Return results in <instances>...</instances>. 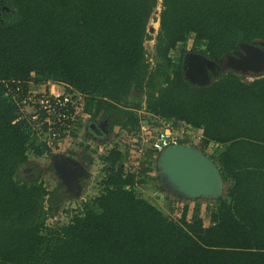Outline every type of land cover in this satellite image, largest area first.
<instances>
[{
    "label": "trees",
    "instance_id": "trees-1",
    "mask_svg": "<svg viewBox=\"0 0 264 264\" xmlns=\"http://www.w3.org/2000/svg\"><path fill=\"white\" fill-rule=\"evenodd\" d=\"M157 4L0 0V264H264V76L245 81L229 70L202 86L184 69L188 51L217 60L241 42H264V0H162L149 54ZM48 81L83 93L90 119L106 120L114 137L137 132L143 108L202 128L203 147L219 144L210 156L223 194L203 213V198L168 192L153 151L135 167L131 144L118 139L101 156L99 194L68 223L48 225L50 190L18 173L28 163L38 171L31 154L52 155L45 112L33 119L35 106L23 102ZM144 189L163 194L168 211Z\"/></svg>",
    "mask_w": 264,
    "mask_h": 264
},
{
    "label": "built area",
    "instance_id": "built-area-1",
    "mask_svg": "<svg viewBox=\"0 0 264 264\" xmlns=\"http://www.w3.org/2000/svg\"><path fill=\"white\" fill-rule=\"evenodd\" d=\"M50 83L51 81H48L43 84L41 90H30L27 94L28 98L24 99L23 102L26 104L31 102L35 106L33 119L39 117V111L45 112L44 121L48 123V127L43 140L52 152L61 149L68 150L74 143L82 142L81 129L83 126H80V124L84 125L90 117V113L86 109L83 93L76 90L57 92ZM124 132L128 134L127 143L132 146L130 156L134 159L142 158L146 151L150 150L154 152L155 164L159 154L170 145L191 144L202 149L208 155L215 152L219 146L215 143H211L206 147L202 146L204 138L202 128L183 121L176 123L174 119L165 116L150 114L145 108L140 110L138 131L128 132L124 130ZM120 136L114 137L116 141L123 139ZM103 145L104 147L109 145L107 149L113 147L112 142L109 140L104 142ZM85 146L95 149L91 144ZM99 148L103 149L102 146ZM138 163L139 159L135 162V167L138 166ZM159 195L163 198V194L159 193Z\"/></svg>",
    "mask_w": 264,
    "mask_h": 264
},
{
    "label": "water",
    "instance_id": "water-1",
    "mask_svg": "<svg viewBox=\"0 0 264 264\" xmlns=\"http://www.w3.org/2000/svg\"><path fill=\"white\" fill-rule=\"evenodd\" d=\"M154 29L150 26L149 30ZM238 47L237 54L228 55V62L222 67L224 70L230 68L235 73H259L264 70L263 48L247 42L239 43ZM215 65L216 62L204 54L188 52L184 57L185 77L194 84L210 85L212 78L209 70L213 71ZM157 168L168 192L179 198L211 199L220 197L224 192L225 182L217 162L191 144L166 147L159 154Z\"/></svg>",
    "mask_w": 264,
    "mask_h": 264
},
{
    "label": "rangeland",
    "instance_id": "rangeland-1",
    "mask_svg": "<svg viewBox=\"0 0 264 264\" xmlns=\"http://www.w3.org/2000/svg\"><path fill=\"white\" fill-rule=\"evenodd\" d=\"M161 5H162V0H158V4H157L156 8L159 7V10H160ZM156 8H155V10H156ZM154 13H155V11L153 12L152 17L150 18L148 28H147V32L151 37L145 40V46H146L149 54H152L151 52H153V50H154L155 41H156L155 37H156L158 29H159V20L155 19L156 16H159V14L155 15ZM156 25H157V27H156ZM150 26H153L155 29L153 31H150L149 30ZM182 47L183 46H181V44H180L176 49L172 50L170 53L171 56L176 57V56L180 55ZM187 48L188 49L192 48V39H190L188 41ZM188 52H190V51H188ZM191 52H192V50H191ZM229 70H232V69L228 68V69L224 70L222 68L220 70V74H222L226 71H229ZM236 74L242 76L243 80H245V81H251V80L255 79V77H258V75H259V74H255L252 72H245V73L236 72ZM219 75L216 76L215 78L219 77ZM259 77H260V75H259ZM50 84L53 86L54 90L57 92H64L66 89V87L64 85L55 84L53 82H51ZM33 90H41V89H33ZM102 120L103 119H101V118H97L96 121H92L89 117L81 129L82 142H79V143L76 142L73 144V146H71L68 149V150L74 151V154L76 156V157L75 156L74 157L77 158L78 164L83 165L84 171L82 170L81 167H77L78 172L81 170V175L77 176V173L74 175V172H72V170L66 169L65 163H63V165L61 166V168H64L63 171L65 172V174L67 175V177L69 179H71V177H72L74 182L77 181L76 183H80V184L82 182L83 189H81V191L76 193V194H72L71 192H69V190L64 191V184H63V186L57 187V186H59L60 175L57 171L56 164L54 163V159H53L54 156L52 157L48 154H44L43 156H40V157L34 156L32 154L30 155V159L35 160L36 163L38 164V171L40 168L41 174L38 175V177L41 179V181L45 182L47 189L50 190V192H51L50 193V199L54 205H53L52 210L50 211V215L47 219L48 225L52 226L55 223H68L70 221L71 217L73 215H75L77 212H79L78 210L81 208L82 201L89 199V198H93L94 196L99 194L101 187H102L100 185V182L103 179V177L105 176L104 175L105 171L103 169L104 164L102 163L101 156H102V154H104L106 152V150H108L107 148L109 146V145H106L104 147L103 143L106 142L107 140H109L114 145V143L116 142V138H114V135L112 133L110 135H108L107 137H105L103 140L102 139L103 136H101L99 139V137H96L98 134H96L91 128H89V124L91 122H101ZM105 122H107V121L105 120ZM104 127H105V129L107 128V123ZM117 132H118L119 136L121 135L120 136L121 139L123 138L120 141L119 145L123 149L127 148V147H125V145L127 142L126 140H127L128 134L125 132L119 131V128L115 129L114 134H116ZM87 144H91L92 147L95 148L96 150L95 149L90 150L89 146L85 147V145H87ZM100 146H102L103 149L99 148ZM85 156L91 157L92 161L85 159ZM138 159H139V162H141V164H142L143 158H136L135 161H137ZM31 165L32 164H30L29 167ZM32 166H34V165H32ZM155 167H156V171L154 174H158L157 162H156V164L154 163V166H152V168H154V169H155ZM36 172H37V170H36ZM76 178H77V180H76ZM66 189H67V186H66ZM65 192H66V194H65ZM143 193L147 199H150L151 202H154V204L156 206H158L160 209H162L163 211H168L169 202L167 199L162 198V197H157V195L154 194V192H151V191L146 190V189L143 190ZM206 200H207L206 198H203L200 200L201 210L203 213L205 211V205L207 202ZM177 215H179V211H178Z\"/></svg>",
    "mask_w": 264,
    "mask_h": 264
},
{
    "label": "flooded vegetation",
    "instance_id": "flooded-vegetation-1",
    "mask_svg": "<svg viewBox=\"0 0 264 264\" xmlns=\"http://www.w3.org/2000/svg\"><path fill=\"white\" fill-rule=\"evenodd\" d=\"M253 44L259 45L261 48L264 49V42L263 41L262 42L261 41L260 42H256V43H253ZM238 51H239V47L234 49L231 53H226L223 57H221V58H219L217 60L211 59V60L216 62V65L214 66L213 71L209 70L210 77L212 79H217L218 77L217 78H215V77L220 74V70L222 69L223 65L228 62V55L237 54ZM192 52L193 53H200V52H196V51H192ZM189 53H191V51ZM249 72H251V71H249ZM255 74H259L260 77H263L264 76V70L259 72V73H255ZM260 77H258V78H260ZM256 78L257 77H255V79ZM92 121H96V120H92ZM104 122H105V120H102L101 122H91L89 124V128H91L96 134H98L96 137H99V139H100V137L103 136L102 137L103 140H104L105 137L110 135L108 133L107 128L105 129V127H104L107 122H105V123ZM51 156L53 157V155H51ZM53 159H54V163L56 164L57 171H58V173L60 175V181L59 182H61V184H64V191L65 190H69V192H71L72 194H76V193L80 192L81 189H83L82 182H81V184L80 183H76L77 181L74 182L72 177H71V179H69L67 177V175L65 174V172L63 171L64 168H61V166L63 165V163H65L66 164V169L72 170V172H74L75 174L77 173V176L81 175V170L78 172L77 171V167H81L82 170H83V166L81 164H75V163L71 162L69 159H67L65 156H61V155H56L55 157H53ZM29 165H30V163L23 164L19 168L18 173L20 175H24V176L37 177L38 176V171L36 172V170H35L37 168L35 166H32V165L29 167ZM76 180H77V178H76ZM66 186H67V189H66ZM65 194H66V192H65Z\"/></svg>",
    "mask_w": 264,
    "mask_h": 264
},
{
    "label": "crops",
    "instance_id": "crops-1",
    "mask_svg": "<svg viewBox=\"0 0 264 264\" xmlns=\"http://www.w3.org/2000/svg\"><path fill=\"white\" fill-rule=\"evenodd\" d=\"M37 89H40V87L39 88H37ZM54 89V88H53ZM54 153V157L56 156V155H61V156H65L67 159H69L71 162L73 161V163H76V164H78V160H77V158H75L76 156H75V154H74V151H72V150H63V149H61V150H59V151H57V152H53ZM75 156V157H74ZM80 162V161H79ZM82 165V164H81ZM83 166V165H82Z\"/></svg>",
    "mask_w": 264,
    "mask_h": 264
},
{
    "label": "bare ground",
    "instance_id": "bare-ground-1",
    "mask_svg": "<svg viewBox=\"0 0 264 264\" xmlns=\"http://www.w3.org/2000/svg\"><path fill=\"white\" fill-rule=\"evenodd\" d=\"M159 11H160V10H159V7H157L156 10H155V13H154V14H155V15H158V14H159ZM155 24H156V23H155ZM156 27H157V25H156Z\"/></svg>",
    "mask_w": 264,
    "mask_h": 264
},
{
    "label": "clouds",
    "instance_id": "clouds-1",
    "mask_svg": "<svg viewBox=\"0 0 264 264\" xmlns=\"http://www.w3.org/2000/svg\"><path fill=\"white\" fill-rule=\"evenodd\" d=\"M85 147H87V146H85ZM52 155H54V153L52 152ZM51 156V155H50Z\"/></svg>",
    "mask_w": 264,
    "mask_h": 264
}]
</instances>
